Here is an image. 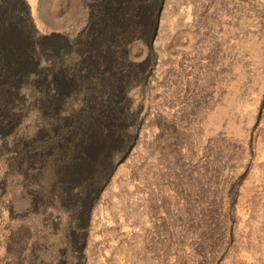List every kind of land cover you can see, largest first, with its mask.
<instances>
[{"label": "rangeland", "instance_id": "1", "mask_svg": "<svg viewBox=\"0 0 264 264\" xmlns=\"http://www.w3.org/2000/svg\"><path fill=\"white\" fill-rule=\"evenodd\" d=\"M23 4L43 50L62 46L71 64L92 66L73 48L93 31L92 0ZM3 42L27 44L14 28ZM125 53L138 71L123 90L128 137L116 146L90 136L89 162L66 167L53 152L20 161L17 144L47 120L34 103L13 110L0 132V264H264V0H163ZM75 66L80 85L60 84L59 118L97 85ZM109 152L107 176L80 211L61 188L91 178Z\"/></svg>", "mask_w": 264, "mask_h": 264}, {"label": "trees", "instance_id": "2", "mask_svg": "<svg viewBox=\"0 0 264 264\" xmlns=\"http://www.w3.org/2000/svg\"><path fill=\"white\" fill-rule=\"evenodd\" d=\"M162 2L92 0L93 31L76 40L73 48L85 56L91 54L94 63L90 68L75 65L86 69L84 77L91 76L97 85L86 83L96 88L87 92L84 107L64 119L58 117L66 95L60 84L70 79L75 88L82 77L76 66L67 60L64 47L57 48L56 52L42 49L23 0H0V132L14 125L17 115L13 110L27 104L34 103L47 120L34 138L17 144L20 161L25 164L43 162L46 155L53 152L58 162L73 167L79 162H89L90 136L114 137L116 146L127 140V127L133 121V114L126 107L123 90L138 71L127 63L125 46L133 39L146 38ZM10 28L27 40L24 48L3 42L4 33ZM46 57L50 63L40 67ZM25 65L36 70L35 73L23 70ZM24 85L29 93L26 98L19 96V89ZM41 136L50 141L38 143ZM112 161L111 152L101 153L94 161V175L77 184L66 182L61 188L63 198L79 204L81 211L94 189L105 180ZM75 188L76 193H71Z\"/></svg>", "mask_w": 264, "mask_h": 264}]
</instances>
